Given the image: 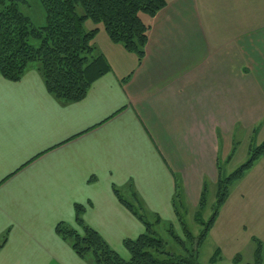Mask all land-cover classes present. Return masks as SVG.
<instances>
[{
    "label": "crops",
    "instance_id": "obj_1",
    "mask_svg": "<svg viewBox=\"0 0 264 264\" xmlns=\"http://www.w3.org/2000/svg\"><path fill=\"white\" fill-rule=\"evenodd\" d=\"M141 17L143 57L108 39L119 60L99 52L110 70L80 101L53 97L35 65L16 82L0 75V264H90L55 232L80 231L76 203L125 250L144 227L113 186L154 220H175V191L198 202L221 142L264 121V0H167Z\"/></svg>",
    "mask_w": 264,
    "mask_h": 264
},
{
    "label": "trees",
    "instance_id": "obj_2",
    "mask_svg": "<svg viewBox=\"0 0 264 264\" xmlns=\"http://www.w3.org/2000/svg\"><path fill=\"white\" fill-rule=\"evenodd\" d=\"M39 1L44 10L45 22L43 25L35 26L21 9L24 0H0V75L16 82L32 65H35L46 90L62 103L82 100L90 85L110 70L106 58L95 50L93 39L98 28L85 30L84 24L87 20L102 23L111 42L121 44L125 50L133 52L140 60L144 55L150 28L141 15L153 18L167 4V0ZM79 7L82 8V13L78 11ZM263 153L264 140L256 147L250 144L249 158L228 174L217 161L215 205L210 218L204 222L201 219V212L208 188L205 181L194 215L195 220L202 225L197 236L185 227L180 214L181 195L178 190L175 191L172 204L176 218L182 226L184 238L174 234L171 229L169 232L176 244L181 247L180 253L170 251L167 242L156 231L155 225L160 222V218L156 216L154 221H148L147 213L135 194L133 200H127L114 186L113 193L118 201L144 227V231L137 237L122 241L129 258L121 257L95 229L84 223L82 219L84 207L81 204L76 203L73 207L75 222L80 231L59 222L55 226V232L61 239L70 243L80 258L88 257L90 264H200L199 245L214 225L219 209L228 197L229 185L240 180ZM252 239L255 242V249L253 262L249 264H264L261 241L254 236ZM6 240L5 233L0 241V248ZM218 254L219 251L216 250L210 264L216 263ZM239 259L237 254L233 262L237 263Z\"/></svg>",
    "mask_w": 264,
    "mask_h": 264
},
{
    "label": "rangeland",
    "instance_id": "obj_3",
    "mask_svg": "<svg viewBox=\"0 0 264 264\" xmlns=\"http://www.w3.org/2000/svg\"><path fill=\"white\" fill-rule=\"evenodd\" d=\"M21 5L22 11L31 19L35 26L43 25L45 22V14L39 0H24ZM219 2L215 3L218 6ZM80 13L82 8H78ZM250 19V18H249ZM247 19V21L249 20ZM97 27L98 32L93 41L96 53L100 51L106 54H114L116 50L107 46L108 36L102 23H93L87 20L84 24L85 30ZM133 53V52H132ZM111 56V55H110ZM115 58L119 60L117 54ZM122 61V59L120 60ZM257 129L253 132V127L241 126L237 128L233 134V143L227 142L222 145L220 151V165L225 169V173L235 170L249 158V147H256L264 140V121L255 124ZM226 146V147H225ZM233 151V152H232ZM227 154V155H226ZM245 172L244 176L229 185V197L220 209L216 223L207 233L205 239L200 243L198 248V262L200 264H210L211 257L216 250L219 251L215 264H249L253 262V252L255 242L252 235L256 236L262 244V253L264 254V156ZM215 182L208 181V188L205 196V205L201 212V219L206 222L215 205ZM123 196L128 197L124 191ZM130 199V198H126ZM182 207L180 214L183 218L185 227L193 235L197 236L202 225L195 220V212L198 208V202H189L181 195ZM199 201V200H198ZM179 206V204H178ZM144 213V211H143ZM147 220L152 222L154 217L147 214ZM155 229L159 236L167 242V248L170 251L180 253L181 247L176 244L169 229L181 238L183 237V229L177 219L175 220H160L155 225ZM187 243V242H186ZM125 251V252H124ZM124 259L129 258V253L126 250L119 252ZM239 255V261L233 262L236 255Z\"/></svg>",
    "mask_w": 264,
    "mask_h": 264
}]
</instances>
